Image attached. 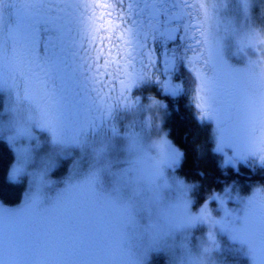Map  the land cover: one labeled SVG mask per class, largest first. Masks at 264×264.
Wrapping results in <instances>:
<instances>
[{"label": "snow or ice", "instance_id": "1", "mask_svg": "<svg viewBox=\"0 0 264 264\" xmlns=\"http://www.w3.org/2000/svg\"><path fill=\"white\" fill-rule=\"evenodd\" d=\"M75 5H64L52 11L43 4L20 5L10 3L6 11H0V56L6 59L9 67L20 59L30 68V87L26 92L29 101L44 107L57 109L62 114L59 127L54 122L43 121L42 127H48L53 135L63 142L77 140L79 135L89 127H95L103 119L104 110L111 113L114 104H129L131 101L126 89L132 87L136 77L145 74L144 63L135 73L128 71V63L124 62L125 78L120 81V93L115 100L106 98L97 105L89 86L90 69L80 55V44L76 39L77 16ZM133 5H129L131 9ZM137 11L150 22L146 27L136 25L137 47L144 51L143 61L153 64V50L146 46L144 39L158 28V17L162 9L157 5L137 3ZM203 20L210 19L209 9L201 3ZM14 22H8V16ZM183 13L175 11L170 19H180ZM125 31L117 34L124 42V55L131 51ZM47 33L42 41L41 33ZM175 28H168L163 35L172 38ZM224 31L216 37L215 44L209 38L208 30L200 27L193 33L198 35L196 44L201 45L192 55L185 56L187 67L198 81L194 91L195 107L201 119L210 118L221 132L223 148V130L231 132L228 141L238 154H246L247 134L251 121L257 113L264 114V97L257 101L250 87L252 78V62L245 67H234L224 57L222 41L230 35ZM143 38V39H142ZM251 42V41H249ZM43 48V51L41 50ZM166 68H174L175 55H166ZM113 62L119 65V52L113 55ZM149 75L151 73H148ZM159 80V76H156ZM12 73H8V81ZM71 85V91H69ZM5 87L8 83L5 82ZM176 94V89H172ZM87 123L80 125V118ZM176 153H169L168 160L173 162ZM162 175V169H152L146 176L138 174L136 184L145 182L157 198H162L160 186L155 178ZM97 177L89 175L84 182H70L65 188L51 198L49 203L43 197H27L18 207H6L0 204V264H141L131 258L125 229L111 226L108 215L109 208H123L132 213V205H119L115 200L103 195L97 188ZM182 215L173 229L195 226L199 222H207L210 229L219 225L228 231L232 239L246 243L252 264H264V199L253 193L246 198L244 214L239 217L241 223L221 218L214 219L207 212L196 215L190 211L189 202L179 199ZM223 206V201H221ZM225 217L232 215L227 208Z\"/></svg>", "mask_w": 264, "mask_h": 264}, {"label": "clouds", "instance_id": "2", "mask_svg": "<svg viewBox=\"0 0 264 264\" xmlns=\"http://www.w3.org/2000/svg\"><path fill=\"white\" fill-rule=\"evenodd\" d=\"M13 2L20 5L43 4L50 6L53 12L62 8L64 5L71 4L76 6V39L80 44L79 51L83 58V62L90 69L88 72L90 78L89 86L92 89L93 98L96 100L97 105H100L101 101L106 98L115 100L119 95L120 81L125 78V60L128 63V71L130 73H135L140 69L141 64L144 63V68L146 70L144 76L142 78L137 76L136 82L132 87L126 89L131 102L129 104H114L111 113L104 110L103 119L100 120L95 127L89 128H96L101 123H108L112 120L114 113L118 109L134 113L136 119L128 125V131L124 133L128 140V151L131 154V159L129 160L128 166L119 174V178L120 180L122 177L126 178L127 182L123 184L132 186L134 192L140 195L146 193V190L144 184L138 188L135 177L138 174L146 176L152 169L160 168L162 169V175L155 178V183L160 186V191H162L163 188L170 187L169 181L165 175V167H170L173 164L178 166L183 156L182 151L173 145L166 132H159L158 135H153L150 141L145 142L142 134L136 130V124L140 123L138 116L141 111L145 114L142 121L143 127L149 131L153 128L159 130L162 126L161 113L163 110L167 109V104L150 93L147 98V103H143L141 107L142 97L134 96L133 93L135 89L142 86L144 82L152 81L158 85L162 95L176 97L185 91V85L182 81L173 80L172 72L174 68H166L165 57L161 68H157V60L151 65H147V63L143 61L144 51L137 47L136 25L133 20L137 12L135 6L138 0H0V11H6L8 5ZM163 2L164 0H139V3L157 5L160 8ZM173 2L176 6L175 11H181L183 13L180 19H185L187 21L184 24V31L185 40L189 43L183 56L186 66L187 61L185 56L192 55L194 51L199 50L201 47V45L196 44V40L199 39V36L197 35L195 39L193 38V33L197 32V29L200 27H205L208 30L209 38L213 44H215L217 36L221 35L224 31H228L231 35L235 36L240 51L245 52L247 55V50L252 49L255 55L248 57L247 64L249 61L252 62L250 87L254 98L258 102L257 107H259V101L264 97V0H239L242 12L244 16L248 18L247 25L241 26L239 29L231 18L221 15V12L229 3V0H173ZM201 3H203L211 13L210 19L206 24L200 23V21L203 20ZM130 4L133 5L131 9L129 8ZM257 4L260 5L261 9L259 19L254 17L251 11L253 5ZM129 28H131L132 31H125V36L129 39L127 47H129L131 51L125 56L123 52L124 42L118 38L117 34ZM0 40H3V36H0ZM117 52H119V59L121 60L119 65L113 62V55ZM153 55L156 57L154 51ZM188 70L192 76L188 87L190 98L191 93L195 91L198 81L189 68ZM9 72L12 73L11 81H8ZM29 72V65L23 60L18 59L9 67L8 61L0 56V90L8 89L12 93L13 100L8 110L13 114V125L16 129V134L18 136L30 137L33 135L32 127L35 125L38 129L46 130L50 134L51 141L54 145H82L85 142V136L83 134L86 133L89 128L80 134L76 141L69 143L63 142L61 139L55 137L48 127L41 126V123L47 120L54 122L57 127H59L62 114L57 109L44 107L41 104L31 102L27 99L26 92L30 87L31 80ZM148 73L151 74L149 75ZM156 76H159V80L156 79ZM5 82L8 83V87L4 86ZM172 89H176L175 95ZM191 105L195 109L196 119L199 123L203 124L206 121H211L213 123V128L211 130V135L215 141L213 151L216 153H223L225 157L223 163L220 165L221 168L227 167L229 162H231L233 168L238 171L236 160H247L248 157H254L258 164L264 166V114L257 113L256 117L251 121L247 134L246 154L241 155L238 154L237 150L228 142L231 139V132L228 129L223 130V148L218 147L222 141L221 132L217 129L216 123L210 118L201 119L200 116L196 114L198 110L195 104L191 103ZM150 114L152 116L151 120H149ZM156 120H159L160 123L156 124ZM112 131L114 135L119 134V129L115 125H112ZM226 148L233 149L232 156H229L227 152H225ZM98 151H102V149ZM173 151L176 153V159L173 162H169V153ZM89 175H95L99 182V170L91 171L88 176ZM197 186V184L186 183L182 178H178V199H186L190 207L192 200L188 198V195L191 190ZM230 191L231 186L224 189L225 193ZM253 193H256L259 198L264 199V186L255 187L252 194ZM104 194L114 198L116 197L110 193ZM148 194H150V192H148ZM213 200L217 201L218 205L223 207L224 210L227 208V197L213 190L208 194L207 199L201 205L199 211L194 214L199 215L202 211H205L214 219L220 220L221 218L213 215L212 209L210 208V204ZM221 201H223V206ZM228 211L231 212L230 209H228ZM204 223L208 224L207 222ZM167 234L168 233L163 235L159 241ZM207 238L209 244L215 243V241H210L208 235ZM209 244L203 246V251L200 256L188 253L186 258H181L177 261V264H209V260L205 255V253H210L212 251V249L211 251L208 250ZM185 247L187 246L185 245Z\"/></svg>", "mask_w": 264, "mask_h": 264}, {"label": "rangeland", "instance_id": "3", "mask_svg": "<svg viewBox=\"0 0 264 264\" xmlns=\"http://www.w3.org/2000/svg\"><path fill=\"white\" fill-rule=\"evenodd\" d=\"M260 10V5H253L252 15L257 19H259ZM221 15L231 18L238 29L241 26H246L248 22V18L242 12L239 0H229ZM13 18L9 15L8 22H14ZM181 20L184 24L187 22L185 19ZM41 35L43 36L44 32ZM179 38L181 42H187L185 33ZM222 44L225 59L234 67H245L248 57L255 55L252 49L247 50V55L240 51L234 35L225 36ZM41 50L43 51V48ZM183 56L180 60L183 59ZM187 71L189 72L188 69ZM172 76L174 81H181L180 69L173 70ZM133 95L138 96L136 93ZM0 96L3 100V108L0 110V141L5 142L15 154V163L10 171V179L12 182L22 184L25 189L21 203L14 206H7L2 202L0 204L6 207H18L25 198L30 196L43 197V202L49 203L58 191L66 187L67 183L84 182L88 179L89 172L99 170L100 180L97 188L116 197L102 194L115 200L124 208L129 204L132 205L131 214L123 208H109L108 210L111 226H121L125 229V238L128 241L131 258H138L141 264H177V261L186 258L188 253L200 256L203 246L209 244L208 235L210 241H215L214 244L208 245V250L212 249V251L205 253L209 264H252L248 245L232 239L229 232L222 230L219 225L214 229H209L208 224L200 222L195 226L174 229L159 241L165 232L176 226L182 215L177 187V179L181 178L177 170L181 165L182 158L178 166L173 164L170 167H165V175L170 187L162 189V198H157L146 182L144 183L146 193L140 195L134 192L132 186L124 185L123 183H126L127 180L124 177L120 180L119 174L128 166L131 159L128 140L124 133L128 131V125L136 119L134 113L126 111V116L117 118L116 121H110L108 127H105L106 125L101 129L96 127L94 132L84 133L85 142L82 145H54L50 134L46 130L38 129L35 125L32 127V136H18L13 125V114L8 110L13 100L12 93L8 89H3L0 90ZM190 101L195 104L194 91L191 93ZM143 103H147V99L146 101L142 100L141 107ZM144 115L143 111L139 113L140 123L136 124V130L142 134L145 142L150 141L151 137L158 135L159 132H166L164 129L165 110L161 113L162 126L159 130L156 128L150 131L145 129L142 124ZM197 115H199V111H197ZM151 119L150 114L149 120ZM155 123L159 124L160 121L156 120ZM204 123L213 128L211 121ZM112 125L119 129V134H113ZM76 137L78 139L79 134H76ZM68 142L71 143L73 140L70 139ZM100 149L102 151H98ZM225 152L229 156L233 155L232 148H226ZM220 154L224 157L223 153ZM236 161L253 167L260 165L254 157ZM230 164L231 162L228 165ZM220 193L227 197L226 206L231 210L232 215L225 217L224 208L219 206L215 200L210 204L213 215L229 221H233L235 217L234 223L239 225L241 223L239 217L244 214L246 198L252 193L245 196L234 185L231 186L230 192ZM188 198L192 200L190 211L197 213L201 206H195L193 189Z\"/></svg>", "mask_w": 264, "mask_h": 264}, {"label": "trees", "instance_id": "4", "mask_svg": "<svg viewBox=\"0 0 264 264\" xmlns=\"http://www.w3.org/2000/svg\"><path fill=\"white\" fill-rule=\"evenodd\" d=\"M180 78L185 85L183 94L172 97L160 92L154 95L166 102L164 129L168 138L183 153L177 173L186 183L198 185L193 188L195 206H201L213 190L223 192L226 187L234 185L248 196L255 187L264 186V166L253 167L236 161L238 171L232 163L221 168L224 157L213 151L215 141L211 135L212 127L197 121L195 109L189 101L188 87L192 76L187 68H181ZM2 108L3 100L0 96V110ZM14 163L13 150L0 141V202L7 206L21 203L25 194L24 186L10 179Z\"/></svg>", "mask_w": 264, "mask_h": 264}, {"label": "flooded vegetation", "instance_id": "5", "mask_svg": "<svg viewBox=\"0 0 264 264\" xmlns=\"http://www.w3.org/2000/svg\"><path fill=\"white\" fill-rule=\"evenodd\" d=\"M139 3V0H138ZM161 8L163 9L158 17L159 26L157 29L153 30L151 32V35L144 39L143 42L146 44L147 47L151 48L156 57H157V68H161L163 64V59L166 55H175L176 58V65L174 67V70L178 71V69L181 70V68H187L186 64L183 62L184 59H181V56L185 54V49L188 47V41L187 42H181L179 37L185 33L184 31V23L181 19H170L172 13L175 12L176 6L173 0H164L163 4L161 5ZM14 19V18H13ZM134 22L141 27H146L147 24L150 22V18L142 14L141 12L137 11L133 17ZM176 28L175 35L172 38H168L166 35H163L162 33L165 32L168 28ZM47 33H44L42 36L41 43L43 44V39L46 37ZM143 39V38H142ZM42 49V48H41ZM188 69V68H187ZM69 91H71V85H69ZM161 91L158 88V85L155 82L147 81L142 84V86L137 87L134 91L138 96L142 97V100H145L148 98V95L151 93L154 95V93H160ZM133 93V94H134ZM126 116L125 110H116V112L113 115V120H117V118H122ZM114 121V122H115ZM110 122V121H109ZM101 123L97 128L101 129L103 126L108 127L110 123ZM87 123V120L82 116L80 118V125L83 126ZM109 124V125H108ZM95 128H89L88 131L85 133H91L94 132ZM76 134H79L78 132Z\"/></svg>", "mask_w": 264, "mask_h": 264}]
</instances>
